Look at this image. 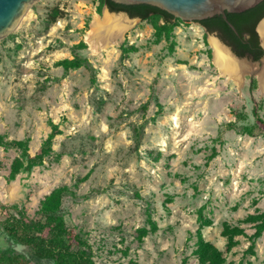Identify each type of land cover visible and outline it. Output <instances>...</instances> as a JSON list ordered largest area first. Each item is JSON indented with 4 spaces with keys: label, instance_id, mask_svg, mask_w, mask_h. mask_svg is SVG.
<instances>
[{
    "label": "rangeland",
    "instance_id": "1",
    "mask_svg": "<svg viewBox=\"0 0 264 264\" xmlns=\"http://www.w3.org/2000/svg\"><path fill=\"white\" fill-rule=\"evenodd\" d=\"M104 11L103 0H37L0 40V252L25 250L5 227L38 219L64 187V222L93 264H198L199 233L225 264H263L264 232L253 240L242 220L264 214V56L236 85L213 64V34L178 18L167 33L157 15L93 49ZM76 59L87 65H59ZM226 227L243 232L230 247Z\"/></svg>",
    "mask_w": 264,
    "mask_h": 264
},
{
    "label": "trees",
    "instance_id": "2",
    "mask_svg": "<svg viewBox=\"0 0 264 264\" xmlns=\"http://www.w3.org/2000/svg\"><path fill=\"white\" fill-rule=\"evenodd\" d=\"M103 4L111 13H126L131 19L139 18L147 20L152 15L159 16L163 22V31L171 32L174 27V17L170 14L149 5L124 6L115 4L111 0H103ZM227 21L236 30L234 33L222 16H214L199 23L208 34H215L216 37L238 58H248L253 62H258L264 56V49L259 45V37L256 32V25L264 16V1L240 14L226 13ZM59 65L65 69L78 68L87 65L85 60H62ZM255 127L264 129V120L256 116ZM143 124L135 128L136 147L140 145ZM251 134L249 128H245ZM52 136L45 142L43 148H49ZM42 151L34 157L28 158L26 170H30L42 161ZM14 167L10 173L13 179L19 170ZM67 193L66 188L53 190L42 202L38 210V219L21 216L13 218L11 224L5 227L6 235L18 245L25 247L23 252L14 249H5L0 252V264H93V256L90 249L81 236L73 228L66 226L62 213V199ZM243 223L255 224V231L251 238L258 239L264 232V214L248 215L242 220ZM209 225V221L204 222ZM156 227L151 225L150 230L141 228L137 230L139 239L144 238L148 232H155ZM243 232L238 228H228L223 230V236L227 239V246L233 245L235 236ZM246 254L253 255L252 246L248 248ZM198 264H225V259L220 251L206 242L201 234H198V242L192 254ZM182 264H188L184 259ZM229 264H243L233 263ZM264 264V260H263Z\"/></svg>",
    "mask_w": 264,
    "mask_h": 264
},
{
    "label": "water",
    "instance_id": "3",
    "mask_svg": "<svg viewBox=\"0 0 264 264\" xmlns=\"http://www.w3.org/2000/svg\"><path fill=\"white\" fill-rule=\"evenodd\" d=\"M37 0H0V40L13 32L18 26L22 17L26 14L30 5ZM115 4L132 6V5H149L156 7L174 18H178L184 22H200L214 16H222L230 29L236 33L235 28L226 19V13L240 14L249 9L254 8L264 0H111ZM109 12V10L106 8ZM111 13V12H109ZM123 14L129 20H140L139 18L131 19L125 13ZM262 19L256 25L260 44L264 48L262 37L258 31ZM215 36V34H213ZM216 37V36H215ZM217 38V37H216ZM217 40L226 47L218 38ZM232 53V52H231ZM233 54V53H232ZM234 55V54H233ZM237 57V56H236ZM250 63L253 62L248 58H242ZM262 59V58H261ZM261 59L259 61H261ZM258 61V62H259Z\"/></svg>",
    "mask_w": 264,
    "mask_h": 264
},
{
    "label": "bare ground",
    "instance_id": "4",
    "mask_svg": "<svg viewBox=\"0 0 264 264\" xmlns=\"http://www.w3.org/2000/svg\"><path fill=\"white\" fill-rule=\"evenodd\" d=\"M128 19L121 14H111L107 10L102 15H95L90 27L88 41L93 49H108L124 40V33L129 27ZM260 35L264 37V19L259 26ZM213 64L219 75L236 85L241 84L244 73L256 66L245 59L233 55L216 37H211ZM264 46V44H263ZM263 75L259 74L261 80ZM264 81V79H262Z\"/></svg>",
    "mask_w": 264,
    "mask_h": 264
},
{
    "label": "flooded vegetation",
    "instance_id": "5",
    "mask_svg": "<svg viewBox=\"0 0 264 264\" xmlns=\"http://www.w3.org/2000/svg\"><path fill=\"white\" fill-rule=\"evenodd\" d=\"M126 14V13H125ZM127 15V14H126ZM216 36V35H215ZM259 45L261 46V44H260V40H259ZM262 47V46H261Z\"/></svg>",
    "mask_w": 264,
    "mask_h": 264
}]
</instances>
